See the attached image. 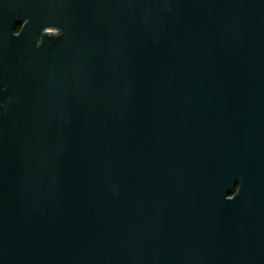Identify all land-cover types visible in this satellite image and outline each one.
<instances>
[{"label": "water", "instance_id": "95a60500", "mask_svg": "<svg viewBox=\"0 0 264 264\" xmlns=\"http://www.w3.org/2000/svg\"><path fill=\"white\" fill-rule=\"evenodd\" d=\"M0 264H264V0H0Z\"/></svg>", "mask_w": 264, "mask_h": 264}, {"label": "flooded vegetation", "instance_id": "af4514ba", "mask_svg": "<svg viewBox=\"0 0 264 264\" xmlns=\"http://www.w3.org/2000/svg\"><path fill=\"white\" fill-rule=\"evenodd\" d=\"M19 30H20V29H17L16 33H18Z\"/></svg>", "mask_w": 264, "mask_h": 264}]
</instances>
